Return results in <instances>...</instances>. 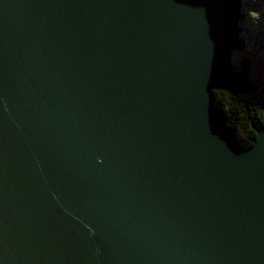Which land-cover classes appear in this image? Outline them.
Segmentation results:
<instances>
[{
  "label": "water",
  "instance_id": "1",
  "mask_svg": "<svg viewBox=\"0 0 264 264\" xmlns=\"http://www.w3.org/2000/svg\"><path fill=\"white\" fill-rule=\"evenodd\" d=\"M227 0H0V264H264V125L211 104Z\"/></svg>",
  "mask_w": 264,
  "mask_h": 264
},
{
  "label": "trees",
  "instance_id": "2",
  "mask_svg": "<svg viewBox=\"0 0 264 264\" xmlns=\"http://www.w3.org/2000/svg\"><path fill=\"white\" fill-rule=\"evenodd\" d=\"M211 104L227 128L252 143L251 121L264 125V0H229Z\"/></svg>",
  "mask_w": 264,
  "mask_h": 264
},
{
  "label": "bare ground",
  "instance_id": "3",
  "mask_svg": "<svg viewBox=\"0 0 264 264\" xmlns=\"http://www.w3.org/2000/svg\"><path fill=\"white\" fill-rule=\"evenodd\" d=\"M227 4H228V8L230 9V7H229V0H227ZM230 13H231V9H230Z\"/></svg>",
  "mask_w": 264,
  "mask_h": 264
}]
</instances>
